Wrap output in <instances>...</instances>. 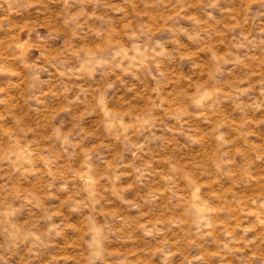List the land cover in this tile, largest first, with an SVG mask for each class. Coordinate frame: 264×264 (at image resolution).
I'll return each mask as SVG.
<instances>
[{"label": "rangeland", "instance_id": "1", "mask_svg": "<svg viewBox=\"0 0 264 264\" xmlns=\"http://www.w3.org/2000/svg\"><path fill=\"white\" fill-rule=\"evenodd\" d=\"M0 264H264V0H0Z\"/></svg>", "mask_w": 264, "mask_h": 264}]
</instances>
